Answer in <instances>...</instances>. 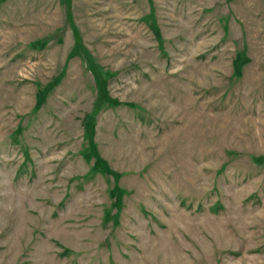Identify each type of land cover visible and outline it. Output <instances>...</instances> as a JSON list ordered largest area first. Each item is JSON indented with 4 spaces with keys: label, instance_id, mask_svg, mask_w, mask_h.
I'll use <instances>...</instances> for the list:
<instances>
[{
    "label": "rangeland",
    "instance_id": "1",
    "mask_svg": "<svg viewBox=\"0 0 264 264\" xmlns=\"http://www.w3.org/2000/svg\"><path fill=\"white\" fill-rule=\"evenodd\" d=\"M0 264H264V0H0Z\"/></svg>",
    "mask_w": 264,
    "mask_h": 264
}]
</instances>
